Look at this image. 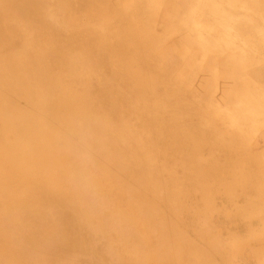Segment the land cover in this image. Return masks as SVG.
Listing matches in <instances>:
<instances>
[{
    "label": "rangeland",
    "instance_id": "rangeland-1",
    "mask_svg": "<svg viewBox=\"0 0 264 264\" xmlns=\"http://www.w3.org/2000/svg\"><path fill=\"white\" fill-rule=\"evenodd\" d=\"M81 1L0 0V43L16 51L0 46V95L27 140L49 128L74 147L73 173L58 176L69 194L90 185L88 211L71 198L53 209L70 241L16 230L2 249L29 264H264V0ZM55 76L89 86L106 123L84 113L93 136L48 116L69 110L67 94L48 93ZM190 134L208 140L197 149Z\"/></svg>",
    "mask_w": 264,
    "mask_h": 264
},
{
    "label": "bare ground",
    "instance_id": "bare-ground-1",
    "mask_svg": "<svg viewBox=\"0 0 264 264\" xmlns=\"http://www.w3.org/2000/svg\"><path fill=\"white\" fill-rule=\"evenodd\" d=\"M100 1L104 0H82L81 2L83 5H87L89 9L93 11L96 10V3ZM255 1L258 2V0ZM190 14H192V11ZM130 30L135 35L140 34L139 29L135 26H131ZM142 31L144 30L142 29ZM47 42L52 41H49L48 38L45 42L42 40L43 45L47 44ZM76 45L77 44H73V42H68V46L70 48H74ZM0 46L3 49V56H16V51L14 49L15 47L12 43H8L3 40L0 43ZM49 54H51V52ZM62 56L60 57L63 58ZM50 63L51 62H48L47 60L38 62L39 69H37V71L47 69ZM69 63H72V61ZM51 71L52 68L48 69L47 73L50 74ZM54 75L50 74L49 76ZM45 76H47V74H45ZM56 78L58 77L55 76V78H46L50 81V84L54 85V88H50V92L48 93L50 97L55 95L64 97L67 94V97H69L68 101L70 103L67 106L69 110L64 116L61 115L58 110H56V112H52L51 114L49 113L48 116L50 118L53 116V118H56V121L58 122L61 120L62 124H65L64 126H69L70 129H72V131L76 132L77 134L84 133L86 136H93L94 130L90 128V126H85L83 130L80 129L81 125L83 126L84 124V113H90L92 115V119L90 121L91 124L94 123V125L100 126L104 123V120L101 121L98 116V108L93 102L95 96L89 92V86L86 87L85 84L82 90L81 88L77 90V84L73 85L72 82L64 81L60 77L59 78L61 80L57 82L58 79ZM71 78L73 80H77L79 76L74 75L71 76ZM67 83L72 84L73 88ZM108 92L109 96H118V94H115L112 91ZM81 102L84 103L85 106L83 111H80V114H78V106L81 104ZM73 115H76V117L79 116L78 119L81 121L77 120L76 123L71 122L69 120V116ZM24 117L25 115L17 111L15 105L10 106L8 101L2 99L0 95V201L6 202V207L3 211H1L0 214V244H4V240H6L10 247L16 246L17 239L14 236L16 230L18 232L20 230L33 234L36 232L42 233L45 236L44 238L50 237L56 240L60 239L62 242L70 241L71 239L68 240V238L64 235L65 233L63 234L69 223L64 217H60L57 212L53 211V209L55 206H57L60 199L65 200L71 198L72 202L81 200L79 206L74 205L73 207H79L84 211H88L87 206L84 204V198L90 191V185L88 183L81 185L77 196H71L69 194V191L66 190V186L59 182L58 176L62 172L61 167L65 165H67L66 171L73 173L71 168H69L72 160L69 154L71 153L72 149H74V147L68 143L60 145L55 133L49 128L46 130L42 129L35 131L34 136L27 140V136L25 134L26 130L24 129ZM100 134L99 138L102 137ZM206 140H208V137L205 134H203L201 138L197 134L194 136L190 134L188 137L189 143L194 144V146L196 145L195 147L197 149H199L200 145H203ZM177 142H179V140H177ZM65 144L68 145L64 146ZM22 163H25L24 165L26 169L21 171ZM29 172L38 174V178L34 181H28L26 175L29 176L27 174ZM43 172H45V175ZM252 175H255V173ZM33 204L38 205V211H33ZM23 212L25 215L21 214ZM6 215L9 218H12L10 219V222L5 221L7 218ZM93 215L94 214L91 211V218ZM63 219L65 220V223L63 222ZM87 221H89V219ZM38 245L40 247H44L46 245V239L42 240L41 243L39 242ZM3 251L4 256L0 261V264L31 263L32 259H28L23 253L14 257L11 250L6 247L3 250L0 245V254L3 253ZM44 253L45 249L43 252H41V254L44 255ZM39 258L41 257L39 256Z\"/></svg>",
    "mask_w": 264,
    "mask_h": 264
},
{
    "label": "crops",
    "instance_id": "crops-1",
    "mask_svg": "<svg viewBox=\"0 0 264 264\" xmlns=\"http://www.w3.org/2000/svg\"><path fill=\"white\" fill-rule=\"evenodd\" d=\"M261 222H262V223H261ZM258 223L261 224L260 227H259V230H261V229L264 230V217H263L262 219H260V220L258 221Z\"/></svg>",
    "mask_w": 264,
    "mask_h": 264
}]
</instances>
